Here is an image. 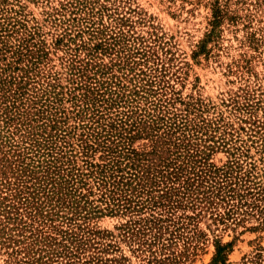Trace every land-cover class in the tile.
Returning <instances> with one entry per match:
<instances>
[{
  "label": "rangeland",
  "instance_id": "rangeland-1",
  "mask_svg": "<svg viewBox=\"0 0 264 264\" xmlns=\"http://www.w3.org/2000/svg\"><path fill=\"white\" fill-rule=\"evenodd\" d=\"M0 24V68L15 78L28 71L21 100L15 102L30 114L41 90L49 97L58 92L56 116L65 114L66 126L78 124L70 128L68 142L79 138L83 120L71 117L80 104L71 95L83 93L72 91L81 80L68 68L77 58L86 74L98 68L113 92L133 98V109L149 110L151 102L163 121L185 122L188 132L178 145L191 154L194 167L221 169L234 162L236 175L264 189V0H0ZM90 27L101 34L94 36ZM95 44L100 47L94 49ZM143 86L151 90L148 99L129 97ZM120 106L114 105L110 114L125 109ZM144 143L148 146L134 140L132 147ZM92 192V206L102 208ZM81 206L77 210L83 215ZM256 206L257 212L263 210L264 202ZM216 210L223 211L221 206ZM256 210L248 216L236 209L238 214L219 223L209 219L210 210L202 203L178 210L177 216L194 218L184 221L182 239L173 242V264H210L216 241L229 245L224 264H250L257 255L264 262V213ZM147 216L145 211L103 213L69 223L52 218L46 226L93 235L70 264H147V249L137 247L124 228L127 221ZM15 239L22 240L23 233ZM11 248L0 244V264H23V251L16 247L18 252L9 256ZM65 261L57 255L52 264Z\"/></svg>",
  "mask_w": 264,
  "mask_h": 264
},
{
  "label": "trees",
  "instance_id": "trees-1",
  "mask_svg": "<svg viewBox=\"0 0 264 264\" xmlns=\"http://www.w3.org/2000/svg\"><path fill=\"white\" fill-rule=\"evenodd\" d=\"M89 24L94 26L93 22ZM90 33L98 36L101 31L90 27ZM75 60L78 65L69 61V72L81 82L72 91L80 89L83 93L71 95L72 99H80L71 117L83 120L79 138L72 143L67 140L70 128L78 124L66 126L67 116H56L58 92L49 97L41 90L39 105L31 101L29 111L36 116L31 117L23 111L21 102H15L21 100L27 68L23 69V78L7 76L6 68H0V244L22 250L23 264H52L57 255L70 264L68 261L77 258L78 251L89 244L92 234L88 231L77 229L75 233L46 226L52 218L69 223L76 218L84 221L90 215L141 211L147 212V218L127 221L124 226L129 238L137 247L145 246L147 264H173V242L182 239L188 225L184 221L194 218L177 216L178 210L195 209L197 203H202L210 210L209 219L219 223L237 211L249 216L259 202H264V189L236 175V163L221 169L206 164L194 167L191 154L184 147L179 150V139L188 132L185 122L163 121L151 102L149 110L133 109V98L122 99L113 92L109 83L103 82L101 70L86 74L80 61ZM138 89L140 92L135 88L129 92V97L144 95L148 99L151 90L144 86ZM119 104L125 109L110 114V109ZM134 140H145L148 146L144 143L135 149ZM95 153L99 155L94 162ZM183 176V185L175 188ZM92 189L102 208L92 206ZM80 204L83 215L77 210ZM218 206L223 209L221 213L216 210ZM257 213L262 215L264 209ZM22 233L23 239L16 240ZM15 248L10 249L9 256L18 252ZM228 248V244L214 242L210 264H224ZM250 264L264 262L257 255Z\"/></svg>",
  "mask_w": 264,
  "mask_h": 264
}]
</instances>
